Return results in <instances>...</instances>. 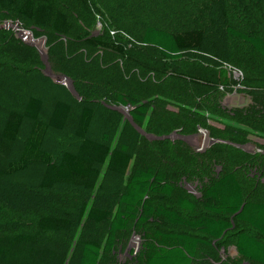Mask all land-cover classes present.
Listing matches in <instances>:
<instances>
[{
  "label": "trees",
  "instance_id": "16d2710c",
  "mask_svg": "<svg viewBox=\"0 0 264 264\" xmlns=\"http://www.w3.org/2000/svg\"><path fill=\"white\" fill-rule=\"evenodd\" d=\"M68 1H74L81 11L90 15L89 0H0V9H12L17 19L32 28L65 37L74 25L65 12ZM235 1L239 3L244 19L254 25L249 33L229 23L228 9L231 6L227 0H202L201 5L209 2L210 8L207 14L199 16L194 27L166 31L147 26L141 33L140 43L156 49L164 61L175 62L187 53H194L193 72H175L168 75L169 78L210 91V94L202 92L195 97L193 91L183 97L192 99V106L205 115L233 121L244 129L206 125V118L200 114L197 115L201 118L193 115L184 117L181 125L187 134L202 129L219 142L198 154L199 159L190 157L183 165L180 154L189 151L186 146L180 142L157 141V154L165 156L163 160L160 158L157 165L148 164L144 168L130 170L123 187L110 199L93 196L90 204L81 202L76 213L44 214L32 222L30 232L0 233V264H100L104 259L115 264L117 255L125 253L131 223L142 235L134 264H194L199 246L211 248L214 241L213 247L218 249L232 230L235 231L237 254L249 263L264 264V202L246 200L237 176V172L244 168L253 173L248 182L261 187L264 153L256 151L258 148L247 153L232 146L248 143V132L264 135V86L256 84L259 81L255 80L256 83L239 85L236 89L228 70V64H232L234 58L227 45L228 40L246 45L264 64V38L258 35L262 32L264 36V0ZM88 32L85 31L83 45L124 56L122 45ZM236 63L245 76H251L247 65L240 64V61ZM233 90L244 93L250 99L249 104L228 110L223 108L222 97ZM77 92L82 107L73 131L76 140L74 151H64L57 161L43 145L49 130H65L71 113L70 104L55 100L46 121L41 120L43 101L38 96L28 97L20 111L7 112L0 127V148L18 140L24 121L29 122V128L17 159L0 168V178L41 166L40 190L52 191L62 185L92 192L98 189L102 166L112 177L127 174L132 161L127 144L111 148L105 130L97 140L89 137L95 118V111L89 103L93 99H113L115 105L131 108L130 116L138 124H143L147 107L138 105L123 94L104 93L98 86L89 85ZM178 94L182 96L184 93ZM104 111L114 115L106 109ZM174 145L179 147V151ZM168 158H171L169 165L166 163ZM217 166L222 169L215 176ZM164 168H169L180 178L196 181L202 188L201 196L192 199L185 190L167 179ZM20 195L21 200L14 196L8 200L0 199V202H22L23 195ZM156 219L187 232L155 229L150 222ZM243 225L255 234L243 231L240 228ZM77 227L80 231L77 238H73Z\"/></svg>",
  "mask_w": 264,
  "mask_h": 264
},
{
  "label": "rangeland",
  "instance_id": "374dc122",
  "mask_svg": "<svg viewBox=\"0 0 264 264\" xmlns=\"http://www.w3.org/2000/svg\"><path fill=\"white\" fill-rule=\"evenodd\" d=\"M227 2L231 6L228 9L229 23L249 33L254 25L241 15L239 3L235 0H227ZM67 3L65 12L74 25L73 30L65 37L32 28L23 20L17 19L12 9H0V26L8 22L17 25V29L24 32L19 33L12 28L0 29V127L7 112L20 111L30 96H38L42 99L41 120L43 121L48 119L55 100L67 102L71 106V113L65 130L62 132L49 130L43 145V148L57 161L64 151H74L76 140L73 131L82 107L77 90L81 91L82 88L87 89L89 85H93L100 87L104 93L123 94L138 105L144 104L147 107V114L143 124H138L128 120L132 112L131 108H120V112L109 109V107H120L114 104L113 99L90 101L89 106L94 109L95 118L89 137L97 140L105 130L111 148L118 147L121 143L127 144L132 155L127 174L123 177H112L107 175L105 167L102 166L98 189L92 192H82L62 185L52 191L40 190L38 183L43 172L41 166L31 167L26 172L12 177L0 178V199L8 200L15 196L16 199L21 200L20 194L23 195L22 202H0V233L11 235L30 232L32 222L44 214L62 211L76 213L81 202L90 204L94 197L110 199L112 194L123 187L130 170L160 163L165 156L157 154L159 149L156 145L157 141L146 139L135 126L147 135L170 136L169 142L173 144L180 142L186 146L189 151L180 154L183 165H186L190 157L199 159V155L193 151L196 140L183 142L179 139V136L197 134L196 132L187 134L182 128L181 122L184 117L186 119L188 115H193L201 118V115L206 118L205 124L209 126L244 129L233 121L205 115L192 106V99L183 97L193 91L194 97L202 92L210 94V91L169 78L168 75L175 72H193L194 53H187L188 55L185 54L184 58L175 62L164 61L156 49L140 43L141 33L147 26L166 31L194 27L199 16L207 14L210 8L209 2L201 5L202 0H89L90 15L81 11L74 1ZM194 19L197 21H193ZM202 23L206 24L204 21ZM207 24L210 25V22L207 21ZM84 29L89 31L90 35L122 45L125 50L124 56L83 45L86 37ZM262 34L260 32L258 35L264 38ZM32 41L37 47L31 46ZM227 45L229 54L234 58L233 63L228 64V70L236 89L239 85L254 83L255 80L259 81V83L255 82L256 84L264 86V64L258 61L255 53L246 45L234 40H228ZM238 61L247 65L251 76H245L242 70L236 67ZM46 71L53 77L68 78L77 96L70 94L65 83L47 78L44 75ZM179 92L184 94L179 96ZM233 92V99L225 101L223 99L225 96L222 97L223 108L228 110L249 104L250 99L244 93L239 90ZM105 109L113 112L114 115L108 114ZM106 124H108L107 128H105ZM28 128L29 122L24 121L18 140L14 144L0 148V168L9 161L17 159ZM247 134L249 142L243 145L244 152L251 153L253 148L264 150V135L258 132ZM174 148L179 151L177 145H174ZM181 149L184 151L182 146ZM160 158L162 159L159 160ZM170 159L166 160L168 165ZM221 169L220 166L215 168V176L219 175ZM164 170L167 179L185 190L192 199L201 196L202 188L196 181L180 178L169 168ZM237 176L246 200L264 202V176L261 177V187H254L253 183L248 182V178H253V173L244 168L237 172ZM240 228L252 235L255 234L244 225ZM79 231L80 228L77 227L73 238H77ZM141 241V233L136 231L131 223L126 246V249L129 247L130 250L117 255L115 264H134L133 259L141 246ZM229 244L224 248L223 255H227ZM100 264H109V262L104 259Z\"/></svg>",
  "mask_w": 264,
  "mask_h": 264
},
{
  "label": "crops",
  "instance_id": "0c3cea01",
  "mask_svg": "<svg viewBox=\"0 0 264 264\" xmlns=\"http://www.w3.org/2000/svg\"><path fill=\"white\" fill-rule=\"evenodd\" d=\"M194 137H197V134L194 135ZM150 225L153 226L155 229H161L165 232H173V233H181L185 231L187 232V230L181 227L169 226L166 222L159 219L150 222ZM234 236H235V231L233 230L230 231L228 235L225 236L223 245H220L218 249L213 247L214 241L212 242L211 248L208 246H204V247L199 246L198 258L195 259L194 264H207V263L234 264L235 262H238L239 264H255L243 260L238 254L235 253L236 249L234 247ZM227 244H229L228 246H230V248L228 249L227 255H223L224 252L223 250Z\"/></svg>",
  "mask_w": 264,
  "mask_h": 264
},
{
  "label": "water",
  "instance_id": "95a60500",
  "mask_svg": "<svg viewBox=\"0 0 264 264\" xmlns=\"http://www.w3.org/2000/svg\"><path fill=\"white\" fill-rule=\"evenodd\" d=\"M1 28H6V29H8V28H12V29H16L17 30V32H19V33H22L23 31H21V30H19V29H17V25H11L10 23H5L3 26H0V29ZM24 33V32H23ZM21 37H25V36H23V34H19ZM32 45H34L35 47H37L36 45H35V43L32 41L31 42V46ZM47 78H50V79H52V80H56L57 79V81H59V82H62V83H65V85L67 86V88H68V90H69V92H70V94L71 95H73V96H77L76 95V92H75V90H74V88H73V86H72V82L68 79V78H66V77H53L52 75H49V73L46 71V74H44ZM58 83V82H57ZM120 108H123L122 106H120V107H109V109H111V110H113V111H118V112H120ZM126 108H129V107H126ZM128 120L130 121V122H132V118H131V116H128ZM135 128H136V130L142 135V136H144L146 139H148V140H154V141H163V140H169L170 139V136H160V137H154V136H151V135H147V134H145L140 128H138V127H136L135 126ZM194 137V135L193 136H179V139L181 140V141H183V142H185L186 140H190V139H192ZM205 137L207 138V140H208V146H210V145H212V144H215V143H217V142H219V141H217V140H213V139H211L210 137H209V135L208 134H206L205 135ZM233 147H235V148H237V149H240V150H244V146H239V145H232ZM254 149V148H253ZM253 151V150H252ZM130 249H129V247L126 249V251H129ZM236 254H237V252H235Z\"/></svg>",
  "mask_w": 264,
  "mask_h": 264
},
{
  "label": "built area",
  "instance_id": "2783aa9c",
  "mask_svg": "<svg viewBox=\"0 0 264 264\" xmlns=\"http://www.w3.org/2000/svg\"><path fill=\"white\" fill-rule=\"evenodd\" d=\"M235 75V74H234ZM232 92L230 93H226L224 96V100H228V99H233V95H234V92L233 94H231ZM230 94V95H229ZM207 134L206 131L202 130V129H198L197 131V137H193L192 139L196 140V142L194 143V148H193V151L197 154H201L202 152H204L209 146H208V140L207 138L205 137V135ZM258 152H263L264 151H260V150H256Z\"/></svg>",
  "mask_w": 264,
  "mask_h": 264
}]
</instances>
